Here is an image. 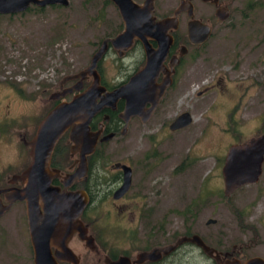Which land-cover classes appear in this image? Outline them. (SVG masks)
Wrapping results in <instances>:
<instances>
[{
  "label": "flooded vegetation",
  "instance_id": "af4514ba",
  "mask_svg": "<svg viewBox=\"0 0 264 264\" xmlns=\"http://www.w3.org/2000/svg\"><path fill=\"white\" fill-rule=\"evenodd\" d=\"M116 1H90L92 22L97 25L93 26V41L86 43L90 50L85 57V66L79 71L87 67L93 54L103 47L95 65L98 84L104 89L101 94L121 86L129 87L124 89V96L116 98L112 104H104L90 118L88 131L98 132V136L89 154L83 158L81 145L70 141L69 127L56 139L45 165L40 168L33 165V145L40 122L57 104L69 101L86 89L92 81L91 75H86L78 85L77 78L72 77L77 71L53 81V86L44 84L36 91L27 92L32 99L34 92L36 97L47 94L49 101L39 117L30 121L27 116V123L17 121L9 106L0 109V140L6 143L14 140L19 149V154L13 158L0 159V264L3 260L5 264L9 261L34 264L26 201L31 223L38 229L45 222L50 192L52 196L78 194V198L85 199L77 220L86 231V240L73 231L66 242L76 264H245L253 258H256L254 264H264V251L244 249L242 241L229 240L230 236L221 232L207 234L197 229L198 233L193 224L179 222L173 214L165 223L168 227L165 229L158 214V218L151 220L153 215L150 210L145 211L144 204L137 217L138 233L122 226L121 222L133 216V208L137 206L139 210L142 204L141 191L135 183L136 167L141 163L137 160L136 164L128 156V160L113 159L110 142H119V136L125 135L134 121L145 125L173 105L177 97L192 92L191 74L195 61L202 55L200 50L214 33L222 30L235 7L233 0H130L134 7L130 6L127 11L135 16L131 32L134 34L130 42L112 43L111 40L125 30ZM69 2L67 0L66 5L30 4L24 11L12 15L67 7ZM142 17L146 18L147 27ZM204 26L209 28L208 37L199 43L191 40L189 27L191 37L197 39ZM42 45L49 44L43 42ZM52 88L54 90L50 91ZM131 93L138 94L137 107L132 110L136 114L125 119L124 111ZM183 112L187 111L182 110L168 119V130L171 122ZM109 134L112 135L104 139ZM122 166L129 168V185L121 195L115 196L123 182ZM82 167L83 171H79ZM22 196H26V200L20 199ZM106 205L117 211L118 218L111 224V229L131 233L97 234L90 229V221L95 216L93 210ZM207 225L205 221L204 226ZM49 250L56 264H72L56 257L59 254L55 245L49 243Z\"/></svg>",
  "mask_w": 264,
  "mask_h": 264
},
{
  "label": "rangeland",
  "instance_id": "374dc122",
  "mask_svg": "<svg viewBox=\"0 0 264 264\" xmlns=\"http://www.w3.org/2000/svg\"><path fill=\"white\" fill-rule=\"evenodd\" d=\"M90 1L70 0L67 7L43 12L0 14V109L9 106L11 115L23 123L27 116L30 121L39 117L48 95L36 97L34 92L32 99L27 92L53 86V81L85 66L90 50L86 43L93 41L97 25ZM232 6L231 18L200 50L191 74L192 92L177 97L145 125L134 121L119 142L109 144L113 159L128 156L141 163L135 183L142 204L121 222L132 233H138L137 217L144 204L151 220L158 214L165 229L173 214L195 230L221 232L229 240L242 241L244 249L264 251V160L257 182L242 185L229 196L222 193L220 169L226 148L264 135V0H233ZM182 110L191 115V123L168 130V119ZM17 154L14 140H0L1 160ZM93 212L94 233L124 232L111 229L118 217L109 205ZM207 218L215 219V224L205 227Z\"/></svg>",
  "mask_w": 264,
  "mask_h": 264
},
{
  "label": "water",
  "instance_id": "95a60500",
  "mask_svg": "<svg viewBox=\"0 0 264 264\" xmlns=\"http://www.w3.org/2000/svg\"><path fill=\"white\" fill-rule=\"evenodd\" d=\"M116 2L125 24V30L115 39L111 40V42H130L131 37L134 34L131 32L134 28L133 22L135 16L132 12L127 10L130 6L134 7V5L130 2V0H117ZM53 3L66 5L67 0H0V14L18 13L24 11L30 4L45 6ZM142 22L144 26L147 27L148 23L146 18L144 19L142 17ZM190 31L191 27H189V37L197 43L203 42L209 34V28L207 26H204L201 36L197 39H193L191 37ZM102 48L103 47L99 48L93 54L90 64L87 67L72 76L73 78H77L76 84L80 85L81 80L85 78L86 75H91L92 81L89 86L81 93L72 96L69 101L57 104L40 122L33 145L34 168H40L43 164L45 165L56 139L69 127L70 141L76 145H81L80 152L83 158L86 154H89L93 150L98 136V132L90 133L88 131V122L90 118L104 104H112L116 98L124 96V89H128L129 86H121L111 92L101 94L104 89L98 84L99 77L95 71V65L97 59L101 55ZM137 77L138 75L135 76L130 83L134 84ZM75 88L78 89V87ZM137 100L138 94L131 93L129 97V104L126 105L124 111L125 119L128 118L127 116L136 114L134 113L135 111L133 112L132 110H135L134 108L137 107ZM191 120V115L188 112L180 113L173 120V122H171L169 129H181L189 125ZM111 135L112 134L106 135L104 139L109 138ZM263 160V134L251 138L246 142L230 144L226 148L223 156V163L220 169L223 183V195L229 196L233 191L242 185L257 182L261 173ZM122 167L124 169L123 182L117 191V195L115 196L121 195L129 185V168L126 166ZM83 169L84 167L81 169L78 168L79 171H83ZM78 170H76V173ZM21 198H25L26 200V196H22L20 199ZM48 198V203L45 206V222L38 229H36V227L31 223V213L28 207V202L26 201L27 215L29 219V232L34 246V264H56V261L51 256L49 243L55 245L56 252L59 254L56 255L58 259L67 260L72 264H76L75 256H73L71 251L67 248L66 242L73 231L77 232L80 239L86 240L84 237L86 231L79 220H77V216L85 205V199L82 197L78 198V194H55L52 196L51 192L49 193ZM214 222L215 220L213 219L206 220L207 224ZM255 261L256 258H253L245 264H254Z\"/></svg>",
  "mask_w": 264,
  "mask_h": 264
}]
</instances>
